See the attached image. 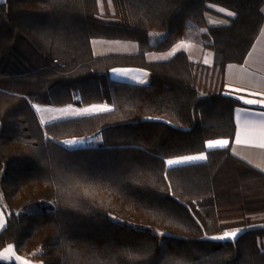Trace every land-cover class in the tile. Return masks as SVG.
I'll use <instances>...</instances> for the list:
<instances>
[{"label": "trees", "instance_id": "16d2710c", "mask_svg": "<svg viewBox=\"0 0 264 264\" xmlns=\"http://www.w3.org/2000/svg\"><path fill=\"white\" fill-rule=\"evenodd\" d=\"M100 1L0 3V251L42 264H264V174L206 148L233 138L240 103L223 75L254 44L264 0ZM215 6L229 25H207ZM193 30L213 51L211 70L182 52L146 61ZM93 39L135 42L139 53L95 57ZM116 67L145 69L151 82L112 81ZM102 101L113 109L43 128L29 116L32 104ZM91 135L99 145L62 143ZM199 153L206 162L166 166ZM228 231L242 233L210 239Z\"/></svg>", "mask_w": 264, "mask_h": 264}, {"label": "crops", "instance_id": "0c3cea01", "mask_svg": "<svg viewBox=\"0 0 264 264\" xmlns=\"http://www.w3.org/2000/svg\"><path fill=\"white\" fill-rule=\"evenodd\" d=\"M5 0H0L2 3ZM214 11L205 13V20L208 26L218 27L229 25V13L220 7H213ZM264 18V6L262 8ZM162 37L154 35L152 44L160 41ZM92 53L95 57L108 54L134 55L139 53V46L131 41H111L93 39L91 40ZM185 53L195 64L211 70L214 64L213 51L203 46L198 31H189L184 40L175 44L166 52H146L144 57L148 62H166L178 53ZM112 81L126 82L136 86L147 87L151 82V73L145 69L137 67H116L108 73ZM223 93L239 101L240 106L233 111L235 131L232 140L216 139L206 142L207 150L226 149L235 158L247 165L255 168L264 174V19L260 32L254 44L246 55L242 64H228L223 75ZM249 101L251 103H249ZM31 105V115L43 128L47 125L77 120L83 117L94 116L111 111L112 106L105 101L93 102L84 105L69 104L64 106H51L63 108L69 111V115L63 120H55L42 124ZM62 119V118H60ZM51 122V123H50ZM100 135L84 136L82 138H69L62 143L70 149L84 148L87 146H97L100 144ZM217 141H227L225 146L215 145ZM210 144L215 146L209 147ZM189 157H204L203 159H188ZM206 153L182 156L165 160L167 168L184 167L206 162ZM176 161L177 163H169ZM1 208V207H0ZM2 210V209H0ZM4 228L0 220V231ZM236 233L235 237H226V234ZM240 231H228L211 237V240L220 242H234L241 234ZM10 245L0 251V262L13 261L16 264H42L37 258H29L25 253L18 254L15 249L9 254ZM8 257V258H7ZM12 259V260H7Z\"/></svg>", "mask_w": 264, "mask_h": 264}, {"label": "rangeland", "instance_id": "374dc122", "mask_svg": "<svg viewBox=\"0 0 264 264\" xmlns=\"http://www.w3.org/2000/svg\"><path fill=\"white\" fill-rule=\"evenodd\" d=\"M99 2H100V7L102 9L101 1L99 0ZM34 108H35V111L37 112L38 117L41 120L40 122L42 124H46V123L48 124L49 120L51 122H53L55 120H63V118H67L65 116H68L70 114L69 111L66 110V109L57 108V107H51V105L37 104V105L34 106ZM29 116L32 117L31 115H29ZM60 118H62V119H60ZM26 123L33 124V121H26ZM29 130H34V129L29 128ZM0 220H1L2 224H3V226L5 227V225H6V217H5V215H4L2 210H0ZM9 247L11 249L9 254H11V253H13L12 251H14V250H12V249H14V248H13L12 245H10ZM7 260H12V259H7ZM6 262H11V261H6Z\"/></svg>", "mask_w": 264, "mask_h": 264}, {"label": "snow or ice", "instance_id": "6c2138e0", "mask_svg": "<svg viewBox=\"0 0 264 264\" xmlns=\"http://www.w3.org/2000/svg\"><path fill=\"white\" fill-rule=\"evenodd\" d=\"M230 15H231V13H229ZM249 103H251L250 101H249ZM228 142L227 141H217V142H215V145H218V146H225L226 144H227ZM215 145H213V144H210L209 145V147H213V146H215ZM261 147H264V144H261L260 145ZM204 157H189L188 159H203ZM169 163L171 164V163H177L176 161H169ZM235 235H236V233H231V234H226V237H224V238H227V237H235ZM9 252L11 251V249H9L8 250ZM24 264H26V262H24Z\"/></svg>", "mask_w": 264, "mask_h": 264}]
</instances>
